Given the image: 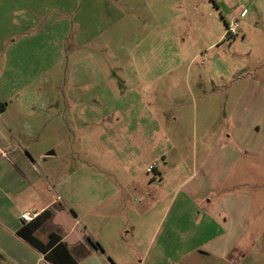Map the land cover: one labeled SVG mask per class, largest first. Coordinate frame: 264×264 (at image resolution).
<instances>
[{
    "label": "rangeland",
    "instance_id": "rangeland-1",
    "mask_svg": "<svg viewBox=\"0 0 264 264\" xmlns=\"http://www.w3.org/2000/svg\"><path fill=\"white\" fill-rule=\"evenodd\" d=\"M246 89L262 91L264 106V0H0L3 120L34 152H53L41 171L55 210L113 252L142 251L129 264L147 249H165L166 264H264V178L240 187L256 201L225 241L175 215L193 183L222 178H190L205 154H264V110L238 108ZM247 121L261 133L234 135ZM172 224L184 234L167 236Z\"/></svg>",
    "mask_w": 264,
    "mask_h": 264
},
{
    "label": "crops",
    "instance_id": "crops-1",
    "mask_svg": "<svg viewBox=\"0 0 264 264\" xmlns=\"http://www.w3.org/2000/svg\"><path fill=\"white\" fill-rule=\"evenodd\" d=\"M255 90L241 91L238 104L241 111L261 113L264 110L261 103L262 91ZM7 110L8 107H4L0 112V264H51L41 252L18 235L19 231L28 224L21 219L24 213L40 215L47 210L53 212L54 215L42 228L53 220L56 226L53 232L62 238L78 264H129L130 256L134 259L140 255L142 251L136 249L123 251L115 248L113 252L109 250L106 243H100L101 245L97 243L101 248L96 250L88 243L87 235L83 232H75V227H71L70 217L61 215L60 211L55 210L54 193L49 190V180L41 171V167L45 169V165L49 162V154L34 152L32 148L24 144L14 126L3 120ZM234 125V135H250L251 133L259 135L262 129L261 122L255 121L243 122L240 127L236 122ZM248 128H251V131ZM240 145L244 149H249L245 144ZM203 157L207 158V168L198 173L193 169L190 178L195 180L199 176L209 177L218 174H221L222 178L212 185H208L206 189H201V185L197 184V181L193 183L184 193L186 200L179 204L175 215L177 217V214L186 213L189 218H196L198 225L195 231V223L189 220L192 222V232L199 238L225 241L233 233L232 222H235L237 218L240 220L246 218L247 220L249 210L255 204V196L247 197L248 202L245 203L246 199H243V196L238 193L240 187L245 186L248 182L262 181L264 178V154L260 151L242 149L241 151L208 153ZM155 172L161 179L163 178V173L158 169H155ZM184 183L180 188L186 187ZM209 198L212 200L207 203L209 210L206 213L205 209H201V204ZM217 199L220 202L212 205V202ZM147 216L149 219L150 216ZM141 224L143 227L139 230L140 233L144 232V227L147 226L145 223ZM66 227H68V231H64ZM178 228L177 224H172L168 230L165 229V233L168 236L169 232L175 231L183 235L184 233ZM217 228L218 231H216ZM41 229L36 232V236L46 242L52 232L47 237H42L40 236ZM130 235L128 233L125 236ZM216 235L218 238H215ZM91 241L93 240L91 239ZM113 241L114 245L121 242L117 234H114ZM226 247L225 243L220 248L211 245L208 250L213 254L216 253V250L225 253L227 252ZM199 251L202 250L199 249ZM157 253V257L152 258L150 250H145L143 260L136 264H166V250L159 249ZM121 255L127 259H121Z\"/></svg>",
    "mask_w": 264,
    "mask_h": 264
},
{
    "label": "trees",
    "instance_id": "trees-1",
    "mask_svg": "<svg viewBox=\"0 0 264 264\" xmlns=\"http://www.w3.org/2000/svg\"><path fill=\"white\" fill-rule=\"evenodd\" d=\"M227 38L228 36L225 37L224 41ZM3 109L4 106L0 103V112H2ZM53 215L54 213L48 210L43 212L36 220L24 226V228L19 231L18 235L41 252L51 264H78L70 253L68 246L62 241V238L58 234L54 232L51 233L46 243L42 242L36 236V232L41 229ZM88 243L96 250L101 248L100 245L94 243L91 239H88Z\"/></svg>",
    "mask_w": 264,
    "mask_h": 264
},
{
    "label": "built area",
    "instance_id": "built-area-1",
    "mask_svg": "<svg viewBox=\"0 0 264 264\" xmlns=\"http://www.w3.org/2000/svg\"><path fill=\"white\" fill-rule=\"evenodd\" d=\"M245 11L243 12V16H245ZM238 24L237 23H233L231 24L230 26H228V30H227V33L228 34H235L236 35V32H237V29H238ZM154 169V168H152ZM39 217V214L37 213H24L22 216H21V219L24 223H31L32 221L36 220L37 218Z\"/></svg>",
    "mask_w": 264,
    "mask_h": 264
},
{
    "label": "water",
    "instance_id": "water-1",
    "mask_svg": "<svg viewBox=\"0 0 264 264\" xmlns=\"http://www.w3.org/2000/svg\"><path fill=\"white\" fill-rule=\"evenodd\" d=\"M49 155H53V152L52 153H49Z\"/></svg>",
    "mask_w": 264,
    "mask_h": 264
}]
</instances>
